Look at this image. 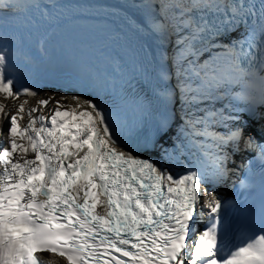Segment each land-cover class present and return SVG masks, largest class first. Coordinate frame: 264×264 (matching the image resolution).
Wrapping results in <instances>:
<instances>
[{
	"label": "snow or ice",
	"instance_id": "obj_1",
	"mask_svg": "<svg viewBox=\"0 0 264 264\" xmlns=\"http://www.w3.org/2000/svg\"><path fill=\"white\" fill-rule=\"evenodd\" d=\"M141 3L144 22L126 17L128 25L154 37L159 52L157 65L137 70L165 107L145 135L106 100L38 98L3 29L30 10L53 20L58 5L0 0V100L24 97L10 119L0 102V264H44L41 252L66 264H264V199L234 224L228 214L237 202L202 187L229 181L234 156L251 149L264 185V143L247 132L257 123L264 138V0ZM120 72L117 63L104 73L111 92ZM82 73L97 75L77 66L70 82ZM120 92L128 96L123 85ZM129 99L142 117L155 115L148 96ZM177 115L173 147L161 146L160 160L136 154L154 148ZM256 175L249 166L242 195Z\"/></svg>",
	"mask_w": 264,
	"mask_h": 264
},
{
	"label": "bare ground",
	"instance_id": "obj_2",
	"mask_svg": "<svg viewBox=\"0 0 264 264\" xmlns=\"http://www.w3.org/2000/svg\"><path fill=\"white\" fill-rule=\"evenodd\" d=\"M43 3L58 5L56 9H52L54 15L57 16H71L81 15L89 17L85 22L84 30L92 32L97 29L98 33L92 37L89 44L93 50V59L87 62L88 69L95 71L96 78L90 80L87 75L81 74L79 84L72 83L69 80L68 73L62 74L61 80L53 82L52 84H42L39 80L34 79V75L25 70L26 82L28 85L39 92L38 98H47V95L55 93L56 99L61 94L65 97L73 95H83V98L93 100L97 103H102L105 100L108 104L118 105L122 112L130 111L129 116H137L140 114L139 109L131 103L129 97L138 93L133 89L134 85L142 87L144 91L141 95L148 96L152 99V110L157 107V100L152 98L151 86L145 81L144 77L138 72V66L144 64L151 68L158 62V44L156 39H151L150 36L135 32L129 27L126 17H131L138 23H143L146 14H144L138 2L134 0H42ZM113 9L116 13H113ZM27 15L39 21V12L37 10H30ZM44 21V27L49 28L51 24ZM42 26V25H41ZM119 33V35H117ZM103 41V43H101ZM119 64L121 72L115 75L116 91L111 92L110 86L112 81L105 78L104 73L112 75L115 64ZM77 66L82 67L78 64ZM76 66V67H77ZM67 68H73L70 64H65ZM83 68V67H82ZM98 70L96 71V69ZM125 81L131 83V87L124 84ZM154 83V82H153ZM124 86L128 96L125 97L121 94V86ZM109 89L105 92L104 89ZM15 90V89H14ZM57 90V91H56ZM72 93L71 96L67 95L65 91ZM60 98V97H59ZM15 102L8 100L4 102L7 105V112H15L18 104L23 100ZM65 104L72 103L70 100L63 101ZM32 105L35 100L30 101ZM15 114V113H14Z\"/></svg>",
	"mask_w": 264,
	"mask_h": 264
},
{
	"label": "water",
	"instance_id": "obj_3",
	"mask_svg": "<svg viewBox=\"0 0 264 264\" xmlns=\"http://www.w3.org/2000/svg\"><path fill=\"white\" fill-rule=\"evenodd\" d=\"M28 21L10 20L3 31L7 36V43L15 52V61L21 62L23 56L31 57V63L36 66L37 77L48 80L53 69L58 71L64 62L75 65V55L81 50L92 32L57 27L51 31H39L36 40L25 46L22 42L25 37ZM43 40V50L36 52L33 49L40 47Z\"/></svg>",
	"mask_w": 264,
	"mask_h": 264
},
{
	"label": "rangeland",
	"instance_id": "obj_4",
	"mask_svg": "<svg viewBox=\"0 0 264 264\" xmlns=\"http://www.w3.org/2000/svg\"><path fill=\"white\" fill-rule=\"evenodd\" d=\"M57 91V90H56ZM61 96H64L63 94H61ZM59 96V97H61ZM59 97L57 99H59ZM67 101V100H66ZM71 102V101H70ZM15 112H10V114H8L9 117H11L12 115H14Z\"/></svg>",
	"mask_w": 264,
	"mask_h": 264
}]
</instances>
